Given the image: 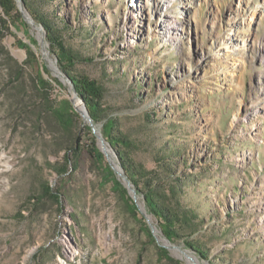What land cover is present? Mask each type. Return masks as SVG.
I'll return each instance as SVG.
<instances>
[{
    "label": "rangeland",
    "instance_id": "374dc122",
    "mask_svg": "<svg viewBox=\"0 0 264 264\" xmlns=\"http://www.w3.org/2000/svg\"><path fill=\"white\" fill-rule=\"evenodd\" d=\"M29 3L86 59L72 73L104 88V116L131 143L126 156L159 171L161 156L176 153L182 204L201 220L189 240L208 259L163 237L141 193L124 179L102 122L94 123L100 142L76 111L71 128L53 114L62 100L76 106L77 99L43 27L19 5L26 30L0 9V264H174L159 257L158 247L180 264L192 257L200 264H264V0ZM41 66L60 88L37 86L39 74L50 82ZM105 165L138 215L105 181ZM44 186L61 195L60 205L45 197L32 209ZM144 223L153 226L155 243Z\"/></svg>",
    "mask_w": 264,
    "mask_h": 264
},
{
    "label": "trees",
    "instance_id": "16d2710c",
    "mask_svg": "<svg viewBox=\"0 0 264 264\" xmlns=\"http://www.w3.org/2000/svg\"><path fill=\"white\" fill-rule=\"evenodd\" d=\"M21 2L31 13L34 20L43 27L49 50L55 56L59 70L71 81L78 97L83 100L92 121L94 123L102 122L104 139L109 146L116 151L125 175L135 189H137L143 196L145 206L148 212L156 218L158 228L163 237L171 243L181 239L183 240L182 243L188 249L195 252L200 258L205 260L208 259L207 251H205L198 242L189 240L194 232H196L201 220L194 211L182 204L181 200L185 194V181L177 176L176 169L178 167V157L176 153L169 149L161 156L160 161L158 162L160 165L159 171L145 170L143 167L136 165L131 159H129L126 156V149L131 147L130 141L117 132L114 119H107L104 116L105 109L102 106V100L105 94L104 88L97 81L91 79L87 75L72 73L75 64L86 61V59L81 58L77 53L73 52L64 44L59 30L53 23L46 20L42 14L33 10L29 6V0H21ZM0 9L2 15L9 20V22L18 24L22 29L26 30L25 27H27V24L22 19L15 0H0ZM0 23L5 24V19L0 17ZM17 45L20 49H24L29 57L33 55L29 47L24 43L18 41ZM41 72L49 76V72L45 66H41ZM49 80L50 82L45 80L42 75L39 74L37 86L39 88L45 86L51 87V84H54L59 88L61 87V84L57 79L49 76ZM53 114H55L66 128L72 127L73 117L77 116V113L68 100H62L60 102V108L54 109ZM87 130L89 134H91V130ZM93 151L97 159L102 161L103 155L98 148H94ZM58 172L60 175H65L67 173L66 163L58 170ZM103 173L105 174V181L111 182L113 187L117 188V191L120 190L121 195L127 198L126 206L129 209V212L133 216L138 215L135 203L129 198L127 190L115 179L113 170L109 165H105ZM60 196L61 195L58 192H54L50 186H44L42 194L38 198H34L35 201L30 202L32 204V209L39 206L42 201L45 200V197L58 206L60 205ZM143 228L147 236L150 238V241L155 243V238L150 228L145 223L143 224ZM158 254L160 258L165 259L168 262L180 264L170 258L166 250L162 248L158 247ZM42 258H44V254L39 256L40 263L45 260Z\"/></svg>",
    "mask_w": 264,
    "mask_h": 264
},
{
    "label": "water",
    "instance_id": "95a60500",
    "mask_svg": "<svg viewBox=\"0 0 264 264\" xmlns=\"http://www.w3.org/2000/svg\"><path fill=\"white\" fill-rule=\"evenodd\" d=\"M16 2H17V4H18V9H19V11H20V6H19V5H23V3L21 2V0H16ZM60 72H61V71H60ZM64 76L67 77L66 75H64ZM67 79H68V78H67ZM68 82H69V84H70V86H71V89H72V93H73L74 99H77V100L80 101V103L83 105V107H84V109H85V112L82 113L81 111H79V110L74 106V104H73V99H72V100H70V102L73 104L74 110H75L77 113H79V114L82 116L83 119L87 120V122H88V124H89V126H90V128H91V132L96 136V138H97L100 142H103V141H102V137H101V135H98V134L96 133V126H95L94 122L92 121V119H91V117H90V115H89V113H88V111H87V109H86V107H85V104H84L83 100L80 99V98L78 97V95H77V93H76V91H75V89H74V87H73V85H72V83H71V81H70L69 79H68ZM98 128H99V126H98ZM110 167H111V166H110ZM111 169L113 170V172H115V170H114L112 167H111ZM121 170H122V168H121ZM122 173H123L124 179H125L129 184H131L130 181H129V180L127 179V177L125 176L123 170H122ZM128 188H129V187H128ZM131 191H132L133 193H135V190H134V189H132ZM149 227H150V230H151L153 236H155L153 226L149 225Z\"/></svg>",
    "mask_w": 264,
    "mask_h": 264
},
{
    "label": "bare ground",
    "instance_id": "6f19581e",
    "mask_svg": "<svg viewBox=\"0 0 264 264\" xmlns=\"http://www.w3.org/2000/svg\"><path fill=\"white\" fill-rule=\"evenodd\" d=\"M255 14H256V12L253 13V15H255ZM45 52H46V50H45ZM54 73H56V74L58 73L56 67H54ZM75 103H76V106H75V107H76L79 111H81L82 113H84V112H85V109H84L83 105L80 103V101L77 100V101H75ZM97 133H98V135H99V130H98V129H97ZM104 151H105V153L107 154L108 159L113 163L115 169H116L117 171L120 172V168H119V166H118V165L115 163V161L113 160V157H112L111 151H110V149H109L106 145L104 146ZM156 233L159 234L158 231H156ZM164 244H165L167 247H169L170 250H172V253H173L174 255H178V254H177V253H178V248L173 247L172 245H170V244L167 243V242H165ZM188 263H191V264H193V263H194V264H200L199 261H198L195 257H192L191 260H188Z\"/></svg>",
    "mask_w": 264,
    "mask_h": 264
}]
</instances>
